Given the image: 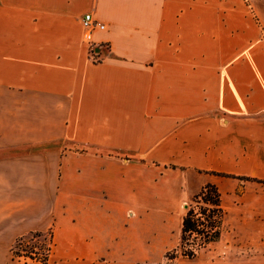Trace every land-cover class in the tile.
I'll return each instance as SVG.
<instances>
[{
	"label": "crops",
	"instance_id": "1",
	"mask_svg": "<svg viewBox=\"0 0 264 264\" xmlns=\"http://www.w3.org/2000/svg\"><path fill=\"white\" fill-rule=\"evenodd\" d=\"M238 1L0 0V149L61 141L101 148L79 153L75 190L61 188L67 204L75 192L82 212H171L191 195L182 185L204 173L231 231L247 211L264 243V48L245 42L243 11L229 9ZM87 13L107 26L94 34L101 63L83 41ZM230 18L244 39L235 47L226 37ZM19 159L0 158V264H17L19 238L53 226V205L38 214L7 181L20 176ZM161 166L172 167L165 174ZM153 177L162 179L158 190ZM89 220L78 222L76 249L62 253L79 262L62 264L133 257L131 231ZM56 222L59 237L68 226Z\"/></svg>",
	"mask_w": 264,
	"mask_h": 264
},
{
	"label": "rangeland",
	"instance_id": "2",
	"mask_svg": "<svg viewBox=\"0 0 264 264\" xmlns=\"http://www.w3.org/2000/svg\"><path fill=\"white\" fill-rule=\"evenodd\" d=\"M259 6L264 11V0H244L242 2L239 0L238 3H230L229 9L236 12L238 10L243 11L242 13L245 17L244 29L246 32L243 38L245 42L247 43V40L251 41V43L256 41L257 44H261V47L264 48V18H262V11L259 10ZM226 22L229 24L226 35L229 46L235 47L236 44H240L239 42H244V39H241L238 35V20L230 18ZM253 28L256 30L257 37L251 33ZM218 37L221 36L214 35L215 39ZM254 37L255 39L252 40ZM231 50H229V58H235L234 52ZM57 150H59V153L55 156H60L59 159L51 155V160H58L55 163L54 161H49L46 157L47 154H52V152ZM84 150L104 153L101 148L90 149L88 146L71 141L0 149V158H20L16 165L20 176L15 180L7 181H13L15 183L16 192L20 194L22 204L28 205L29 203H36L38 214L41 211L44 214L52 205L54 207L52 219L49 217L51 220L50 223L53 222V226L47 230L33 232L41 234L42 236L39 238L35 237L32 241L30 239L32 233L26 234V237H28L26 242L22 247L17 249V252L19 251L22 256L13 257L17 264H42L45 255L48 253V264H62V262L68 263L71 261L74 263L76 261L79 262L76 259H62V253L76 249L75 237L80 220L82 219H90L89 222L91 223L96 219V221L98 219H108L113 224L117 233L119 230L120 233L124 234L126 232L127 235L131 231L133 257L131 259L116 258L110 260L115 261L117 264H264V243L256 239L258 238L256 237L258 232L251 225L252 218L247 211L242 212L245 222L243 226L239 227L238 231H231L228 220L226 219L227 225L220 241L198 251L194 259L183 257L181 251L182 223L183 217L187 212L186 207L192 205L199 212V208L203 207V205L200 204L197 207L195 197L202 192L204 189L203 186L205 187L207 185L209 179V176L204 173H198L197 171L193 172V176L187 180L186 185H182L183 189L191 193L184 201L186 203H182L183 201L180 197V201L173 202L175 209L171 212L141 211L139 209L111 213H106V211H77L75 192L71 191L74 196L69 197L67 204L66 197L61 196V188L66 187L69 183V187L75 190L77 170L75 160L79 153H84ZM149 165L153 168L160 166L154 164ZM171 167L168 169L161 166L159 170L166 174L170 172ZM29 172L32 173L30 177L27 176ZM160 180L159 178L153 177L150 180L152 185L150 188L153 190L160 189L158 183ZM243 180L247 184V179L243 178ZM239 184V186H245L244 183L240 182ZM166 188L167 193H172L173 187L171 185ZM194 192L196 194H192ZM150 196L149 199L156 205V200ZM137 199L136 204H139L140 198L138 197ZM67 205L69 211L63 209ZM82 214H86V216L83 218ZM56 221H59V223L65 222L64 225L66 224L68 226L66 231H64L65 235L58 232L59 237L58 235L56 236L58 229ZM165 221H167V225L163 224ZM60 225L64 226L62 224ZM122 225H126L127 227L125 228ZM16 243L13 245V250L15 249ZM32 247H35V249L32 250ZM30 251L37 253V255L33 254L37 259H31L25 256Z\"/></svg>",
	"mask_w": 264,
	"mask_h": 264
},
{
	"label": "trees",
	"instance_id": "3",
	"mask_svg": "<svg viewBox=\"0 0 264 264\" xmlns=\"http://www.w3.org/2000/svg\"><path fill=\"white\" fill-rule=\"evenodd\" d=\"M197 207L200 204L203 207L194 208L192 205L186 207V214L183 218L182 225V255L188 259H194L198 251L207 248L220 241L224 235L226 223V211L222 205L221 194L218 188L213 184H208L204 187L202 192L195 197ZM31 241L35 237H41V234L32 233ZM28 237L19 238L16 242L15 249H12L13 257H21L17 249L22 247ZM35 247H32L34 250ZM25 255L31 259H37L34 251L27 252ZM49 253L45 255L42 264H48Z\"/></svg>",
	"mask_w": 264,
	"mask_h": 264
},
{
	"label": "built area",
	"instance_id": "4",
	"mask_svg": "<svg viewBox=\"0 0 264 264\" xmlns=\"http://www.w3.org/2000/svg\"><path fill=\"white\" fill-rule=\"evenodd\" d=\"M83 41L87 46L89 57L93 63H101L103 57L100 53L102 46L94 40L96 31L107 30L106 24L98 21L91 13H87L82 19Z\"/></svg>",
	"mask_w": 264,
	"mask_h": 264
}]
</instances>
